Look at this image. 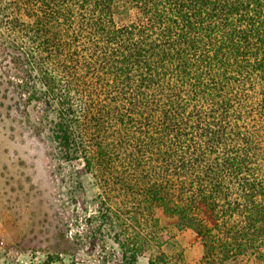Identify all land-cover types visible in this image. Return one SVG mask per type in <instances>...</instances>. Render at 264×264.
<instances>
[{
    "label": "trees",
    "instance_id": "16d2710c",
    "mask_svg": "<svg viewBox=\"0 0 264 264\" xmlns=\"http://www.w3.org/2000/svg\"><path fill=\"white\" fill-rule=\"evenodd\" d=\"M0 89L92 175L125 264H168L157 210L205 264H264V0H0Z\"/></svg>",
    "mask_w": 264,
    "mask_h": 264
},
{
    "label": "rangeland",
    "instance_id": "374dc122",
    "mask_svg": "<svg viewBox=\"0 0 264 264\" xmlns=\"http://www.w3.org/2000/svg\"><path fill=\"white\" fill-rule=\"evenodd\" d=\"M3 96L0 89V264H125L117 245L103 246L86 226L98 209L92 175L83 165L60 163L49 137H37ZM152 217L175 235L161 251L168 264H205L193 230L180 231L176 219L159 210ZM123 218L135 224L132 216ZM158 255L154 245L138 264Z\"/></svg>",
    "mask_w": 264,
    "mask_h": 264
}]
</instances>
